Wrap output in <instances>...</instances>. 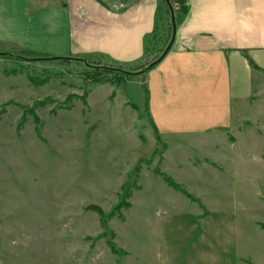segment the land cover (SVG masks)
<instances>
[{"label": "rangeland", "instance_id": "1", "mask_svg": "<svg viewBox=\"0 0 264 264\" xmlns=\"http://www.w3.org/2000/svg\"><path fill=\"white\" fill-rule=\"evenodd\" d=\"M178 3H171L175 28L186 14ZM170 15L159 0L144 62L108 64L135 71L115 84L111 73L94 81L87 61L95 58L62 61L0 44V264H170L167 251L178 264H207L209 238L197 218L203 208L163 173L213 213L233 218L216 233V253L233 228L255 259V222L264 221V124L244 135L245 149L219 134L181 146L166 137L163 159L147 104L134 110L123 99L170 42ZM204 158L220 168L193 165Z\"/></svg>", "mask_w": 264, "mask_h": 264}, {"label": "crops", "instance_id": "2", "mask_svg": "<svg viewBox=\"0 0 264 264\" xmlns=\"http://www.w3.org/2000/svg\"><path fill=\"white\" fill-rule=\"evenodd\" d=\"M186 2L187 13L168 52L137 73L135 82L127 80L132 86L123 96L134 110L147 104L166 148L163 159L170 144L166 137L181 146L184 139L219 134L235 150L245 149L244 135L261 132L264 124V112L260 118L256 113L264 109V0ZM158 6L159 0H0V44L49 57H91L100 65L134 66L145 60ZM204 159L192 164L220 168ZM194 198L203 208L197 218L209 238L207 264H264V221L255 222L260 229L255 259L248 257L250 247L243 246L233 228L219 239L216 253V233L227 227V219L234 220ZM216 214L224 224L214 222ZM166 253L168 263L178 264Z\"/></svg>", "mask_w": 264, "mask_h": 264}, {"label": "trees", "instance_id": "3", "mask_svg": "<svg viewBox=\"0 0 264 264\" xmlns=\"http://www.w3.org/2000/svg\"><path fill=\"white\" fill-rule=\"evenodd\" d=\"M181 1V6L179 7L180 11L184 13H187V10H188V5L187 3L186 4H183V0H170V3L173 4V2L178 5ZM4 56H9V54H3ZM58 58V57H57ZM60 58V57H59ZM62 61H66L67 59L69 58H60ZM92 63V64H91ZM87 65L90 66V71H88L89 73H93L94 75H96L97 77L94 79V81H107L108 80V76L107 74H110L111 73V78H109L110 80H112L113 82L112 83H120V82H123L126 78L128 79L131 75L134 74V69L133 70H130V69H122V70H119V69H109L105 66H109L111 67L110 65L108 64H103V65H100L99 62H88L87 61ZM98 66H101V67H97ZM151 68V67H150ZM149 68V69H150ZM147 95V93H146ZM145 95V96H146ZM164 175V178L165 180L167 181V184L170 185V187L182 192L184 195H186L187 197H189L191 200H197L196 198H194V196H192L190 193L187 192V190L185 188H183L182 186H180L179 183L175 182L171 177L167 175ZM205 213L201 214L200 217H202ZM264 226V225H263ZM252 264V263H250Z\"/></svg>", "mask_w": 264, "mask_h": 264}, {"label": "water", "instance_id": "4", "mask_svg": "<svg viewBox=\"0 0 264 264\" xmlns=\"http://www.w3.org/2000/svg\"><path fill=\"white\" fill-rule=\"evenodd\" d=\"M165 3H167V5H168V7H169V9H170V11H171V15H170V16H172L173 34H172V37H171V39H170V42L168 43V45L166 46V48L164 49V51L162 52V54L159 55V57H158L155 61L151 62L150 65H148L147 67H150V66H152L153 64L159 62V61L162 59V57H164V55L168 52L169 48L171 47V45H172L173 42H174V37H175V34H176V29H175V26H176V25H175L174 16H173L172 5H171V3H169V0H165ZM97 67H101V66H98V65H97ZM105 67H107V68H109V69H119V70H122V69H120V68H113V67H109V66H105ZM142 71H143V70H142Z\"/></svg>", "mask_w": 264, "mask_h": 264}]
</instances>
